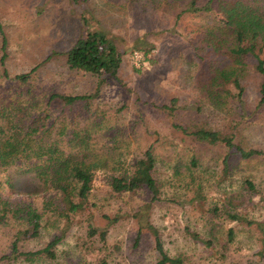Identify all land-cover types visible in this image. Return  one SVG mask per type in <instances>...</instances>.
<instances>
[{"label": "rangeland", "instance_id": "obj_1", "mask_svg": "<svg viewBox=\"0 0 264 264\" xmlns=\"http://www.w3.org/2000/svg\"><path fill=\"white\" fill-rule=\"evenodd\" d=\"M0 23L8 41L5 66L10 74H3L0 63V113L24 106L58 111L60 104L46 106L51 92L95 94L99 89L85 110L104 118L100 143L122 147L127 162L141 158L153 145L161 189L160 200L153 202L147 190L118 194L100 173L83 209L67 226L58 214L47 213L41 234L19 241V250L26 252L63 237L54 261L8 258L16 232L12 222L0 226V264H101L104 258L108 264H156L149 225L159 231L169 255L182 256L184 264H264L259 253L264 248L262 76L252 68L243 80V100L214 108L202 92L200 79L206 73L191 44L201 45L212 31L227 35L222 18L200 13L177 20L165 11H145L138 0H0ZM90 27L105 31L117 43L123 62L116 77L69 69L66 52ZM135 50L145 55L139 65L132 59ZM34 67L28 82L15 79ZM176 125L232 133L236 144L263 154L244 158L223 143L195 140ZM11 180L13 185L0 188L2 195L42 210L45 187L40 181L14 170ZM246 181L254 183V192ZM229 200L252 223L235 225V239L223 256L221 243L232 221L224 214L213 219L211 209L217 206L222 212ZM91 222L108 230L105 243L99 235H89ZM209 222L220 231L218 253L191 234L209 237Z\"/></svg>", "mask_w": 264, "mask_h": 264}, {"label": "trees", "instance_id": "obj_2", "mask_svg": "<svg viewBox=\"0 0 264 264\" xmlns=\"http://www.w3.org/2000/svg\"><path fill=\"white\" fill-rule=\"evenodd\" d=\"M138 1L145 11H165L175 15L177 20L185 14L200 13H214L222 18L225 28L228 29L227 35L222 36L212 31L201 45L191 42L197 58L202 61L201 68L206 73V78L200 79L205 100L217 109H226L235 101L243 100V80L253 68L262 76L260 105L264 104V0ZM83 18L87 23L88 17ZM0 35V63L3 74L9 77L5 66L8 41L1 23ZM66 58L69 69L84 71L99 78L105 73L116 77L123 62L115 40L105 31L91 27L66 52ZM36 69L37 67H34L29 73L18 74L15 79L26 83ZM98 92L99 89L95 94L51 92L46 106L51 108L60 104L58 111L56 107L46 110L43 106L42 110L35 111L24 106L18 112L7 110L0 113V120H3L0 122V188L13 185V170L18 174L33 175L45 187L42 210L29 203L13 201L2 195L0 190V226L12 222L16 224L12 253L8 258L17 260L24 255L31 261H54L63 237H56L43 247L26 252L19 250V241L23 237H38L47 213L58 214L65 219L67 226L72 221V216L83 209L84 202L95 188L96 176L100 173L107 175L108 185L113 192L121 194L142 189L151 192V202L160 200L161 189L155 176L157 158L153 145L145 150L141 158L127 162L124 151H120L122 147L100 143L99 139L103 135L100 129L104 118L95 113L89 115V110H85ZM175 102L173 99L172 104ZM81 103L84 105L80 106ZM176 127L200 142L213 145L223 143L230 150L238 151L244 158L263 154L262 151L248 150L236 144L232 133L205 128L190 130L180 125ZM193 161L196 162L195 159ZM225 161L227 163V158ZM246 185L253 192L256 190L251 181H246ZM233 201L236 203L235 197ZM200 203L203 205L201 201ZM233 204L229 200L222 212L217 206L211 209L213 219L224 214L226 219L232 221L227 231V239L221 243L223 256L235 239V225L242 222L252 223L245 215L237 212L236 205L233 208ZM215 226L211 222L208 223L207 238H202L197 232L191 234L218 253L220 231L216 230ZM149 227L154 235L158 253L156 264H184L182 256L169 255L159 231L153 225ZM89 235H99L100 240L105 243L108 230L91 222ZM140 236L139 232L136 240H139ZM259 253L264 258V248ZM101 264H108L107 259H102Z\"/></svg>", "mask_w": 264, "mask_h": 264}, {"label": "built area", "instance_id": "obj_3", "mask_svg": "<svg viewBox=\"0 0 264 264\" xmlns=\"http://www.w3.org/2000/svg\"><path fill=\"white\" fill-rule=\"evenodd\" d=\"M132 59H133L134 63L139 65L145 59V55H144V53L142 51L135 50L132 53Z\"/></svg>", "mask_w": 264, "mask_h": 264}]
</instances>
